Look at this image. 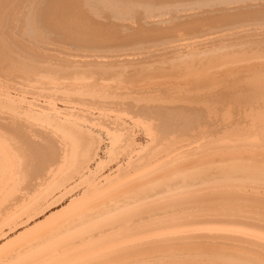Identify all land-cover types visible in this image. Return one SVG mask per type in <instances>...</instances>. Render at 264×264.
I'll return each instance as SVG.
<instances>
[{"label": "bare ground", "instance_id": "6f19581e", "mask_svg": "<svg viewBox=\"0 0 264 264\" xmlns=\"http://www.w3.org/2000/svg\"><path fill=\"white\" fill-rule=\"evenodd\" d=\"M263 21L264 0H0V264H264V43L219 39ZM183 30L222 42L104 57Z\"/></svg>", "mask_w": 264, "mask_h": 264}, {"label": "rangeland", "instance_id": "374dc122", "mask_svg": "<svg viewBox=\"0 0 264 264\" xmlns=\"http://www.w3.org/2000/svg\"><path fill=\"white\" fill-rule=\"evenodd\" d=\"M18 2V1H17ZM19 3L20 2H18V4L17 5H19ZM16 5V3L12 6V8L11 9H13V10H11L12 12H10V14L12 15V16H15V15H18V13L19 12H21L23 9H24V5L22 4V3H20V5H22L21 7H22V9L20 8V5L19 6H17ZM18 7V9H17V7ZM16 9V10H15ZM19 9H20V11H19ZM15 11V12H14ZM18 13H17V12ZM24 11V10H23ZM13 12H14V14L15 15H13ZM264 22V21H263ZM263 24V23H262ZM258 25V26H256V27H259V29H255V25H253L252 26V24H250V23H246V25L244 24L243 25V23L241 24H239V25H237V26H239V28L240 29H236L237 30V33H232L233 35H235L234 37H233V35H232V37H231V39H230V41H229V36H230V34H229V36L228 35H222V33L221 34H219V35H221L220 36V38H219V35H213V36H205V37H203L202 39L203 40H205V44L207 45V43H209V44H212V43H216L215 45H219L220 43H219V41H221V40H219V39H222V41L224 42V41H228V42H232V44H236L237 45V43H236V41H238V40H240V41H242L241 39H245V41H246V43L247 42H249V43H255L256 42V40L258 41V42H256L255 44H257V46L260 48V46L262 47L263 45V43L264 42H262L263 40H264V37H263V35H264V30H263V28H264V25ZM244 26L243 28H242V31H241V27L240 26ZM250 26L252 27V28H254L255 30L254 31H256L255 32V35H254V31L252 30V28L249 30L248 29V27L250 28ZM263 26V27H262ZM262 27V28H261ZM246 28V29H245ZM260 28H261V30H260ZM238 30H240V32L238 31ZM246 30V31H245ZM248 30V31H247ZM252 30V31H251ZM260 30V31H259ZM262 30H263V32H262ZM259 33H258V32ZM242 32V33H241ZM245 32V33H244ZM251 32V33H250ZM261 32H262V34H261ZM203 33V32H202ZM202 33H188V32H186V31H179V32H177V34H176V41H174V42H171L170 44H168V45H164V46H166V47H164L163 45H161V46H154V47H156V48H151V49H149V51H147V50H143V51H134V52H136L135 53V55L133 54V52H131V50L129 51V52H122V53H111V54H113V56L109 53H105V55H104V57L106 56L107 57V59H108V57H110L111 56V61L114 59V61L116 62V61H119L120 60V57H121V60L119 61V62H117V64H115V62H111V65H109V66H112V65H121L122 63H123V65H126V66H132V65H136V66H138V65H141V63L142 64H146V65H149L150 63L151 64H154V63H157V61L159 62V61H162V60H164L165 58H170V57H172L173 56V54H174V52H179L180 50L181 51H183L184 49L186 50V49H188V47H182V45H184V44H190V46H192V44L194 45V43L193 42H195V41H198L199 40V38L197 37V35H202ZM248 33V34H247ZM258 33V34H257ZM240 34V35H239ZM242 34V35H241ZM244 34H246V36L248 35V37H246V36H244ZM251 34V35H250ZM241 36V39L239 38V36ZM249 35H250V37H249ZM256 35H258V36H256ZM253 36H256V37H259V38H257V39H255V40H253L254 38H256V37H254L253 38ZM261 36V37H260ZM185 37V38H184ZM210 39V38H212L213 37V39L215 38L216 40H212V39H208V38ZM238 37V38H237ZM243 37V38H242ZM252 37V39H250ZM263 37V38H262ZM182 38V39H181ZM206 38V39H205ZM219 38V39H218ZM224 38V39H223ZM236 38H237V40H236ZM178 39V40H177ZM209 40V42H208V40ZM244 39H243V42H245L244 41ZM248 39V40H247ZM260 39H262V41L260 40ZM201 40V39H200ZM218 40V41H217ZM250 40V41H249ZM213 41V42H212ZM221 41V42H222ZM234 41H235V43H234ZM240 41H238V43L240 42ZM262 43V44H258V43H260V42ZM185 42V43H184ZM201 42H203V41H201ZM200 41H198V42H196L195 44H196V46L199 48V49H201V48H203L204 47V45L205 44H203V43H201ZM211 42V43H210ZM192 43V44H191ZM200 44V46H198L199 44ZM201 44H203V45H201ZM153 45V44H152ZM170 45V46H169ZM177 46V47H174V46ZM179 45V46H178ZM189 46V47H190ZM202 46V47H201ZM209 46H211V45H209ZM246 46H247V44H246ZM249 46H250V44H249ZM249 46H247V47H249ZM257 46H255L256 48H255V50H257ZM65 47H67L68 48V52L66 51L67 49H65V48H61V52H58V51H52V53L53 54H55V55H59V56H61L62 54H64V55H62V56H65V57H73V56H75V55H77V54H80V55H89V58L92 56V55H95V53L94 52H89V53H86V52H84V51H81V50H84V49H81V50H78V49H74V47H72L71 45H68V46H65ZM179 47H180V50H179ZM251 47V46H250ZM71 48H72V50H71ZM132 48H134V46H132ZM132 48H129V49H132ZM164 50H163V49ZM168 48V49H167ZM175 48V49H174ZM184 48V49H183ZM263 48H264V46H263ZM162 49V50H161ZM177 50V51H173V50ZM78 52H77V51ZM170 50V51H169ZM254 50V51H255ZM74 51V52H73ZM133 51V50H132ZM145 51V52H144ZM147 51V52H146ZM153 51V52H152ZM171 51H173V52H171ZM140 52V53H139ZM147 53V54H142V53ZM151 52V53H150ZM184 52V51H183ZM259 52H262V51H259ZM76 53V54H75ZM91 53V54H90ZM126 53V54H125ZM127 53H130L129 55L127 54ZM132 53V54H131ZM137 53H139V56H138V58H139V62H138V58H137ZM149 53V54H148ZM162 53V54H161ZM173 53V54H172ZM255 53H257L256 51H255ZM262 53H264V51L262 52ZM107 54V55H106ZM121 54H122V56H121ZM126 56H125V55ZM172 54V55H171ZM203 54H205V55H207V54H209V53H201L200 55L202 56ZM110 55V56H109ZM117 57H116V56ZM130 55H134L133 56V59H134V61H135V64H133L134 63V61L132 60V56H130ZM144 57H147L146 59L144 58L143 59V61L141 60L142 58H143V56ZM147 55V56H146ZM115 56V58H113L112 59V57H114ZM119 56V57H118ZM123 56H125V57H123ZM128 56L130 57V60L129 61H133L132 63L130 62L129 63V61L127 62V60H128ZM141 56V57H140ZM151 56H153L152 58H151ZM103 57V56H102ZM103 57V58H104ZM148 57H150V58H148ZM184 57H186V56H184ZM183 57V58H184ZM187 57H190L189 55L187 56ZM92 58L93 59H95V58H97L96 56L95 57H93L92 56ZM92 58H90V59H92ZM117 58H118V60H117ZM127 58V59H126ZM137 58V59H136ZM153 58H157L156 60L154 59V61H156V62H154V61H152L151 62V60L153 59ZM182 58V59H183ZM109 59V60H110ZM137 60V62H136V60ZM150 60V63H148V60ZM160 59V60H159ZM260 59H262V58H260ZM122 60H124V61H122ZM126 60V61H125ZM145 60H147V61H145ZM141 61V62H140ZM145 61V62H144ZM262 61H264V57H263V60ZM124 62H126V63H124ZM147 62V63H146ZM113 63V64H112ZM118 63H120V64H118ZM139 63V64H138ZM128 64V65H127ZM150 64V65H151ZM107 65V66H108ZM245 126H247L248 127V129H251V126H250V123L249 124H247V125H245ZM69 172H71L72 170H68ZM75 180V179H74ZM83 186H86L87 187V185L86 184H84V185H81L76 191H78L79 189H82V187ZM79 209L77 208V211H78ZM70 215H72V214H69V213H66V214H64V215H62L59 219H57L56 221H54V222H52V223H50L48 226H46L45 228L46 229H48V228H52V227H55V226H57V225H59V223H62L66 218H69L70 217ZM63 220V221H62ZM62 221V222H61ZM54 223V224H53ZM56 223H57V225H56ZM197 226V225H196ZM202 226V225H201ZM185 227H187V226H185ZM185 227H183L182 229H184ZM45 228H43V229H45ZM192 228H194V226L192 227ZM5 229H8V227H6ZM43 229H41L40 231H38L37 233H35V234H32V235H30V236H28V237H26V238H24V237H22V238H24V239H22V240H20L19 242H17L16 244H13L12 246H10V249L11 250H13V249H15L14 248V246L16 245L17 247H18V245H20V244H22V243H24V242H26V241H28V238H29V240L30 239H32L33 237H35L36 236V234H37V236H38V233L40 234L42 231H43ZM132 232H134V231H132ZM131 232V233H132ZM146 232H148V231H146ZM127 237L125 236V237H120L119 239H121V240H124V239H126ZM14 241H16V240H14ZM13 241V242H14ZM12 247V248H11ZM16 247V248H17ZM9 248V247H8ZM7 248V250H5V249H3L2 251H11V250H9ZM86 253V252H85ZM85 253H83V255L82 256H84L85 255ZM87 254V253H86ZM97 256H93L92 257V259L93 260H95V258H96ZM91 264V263H90Z\"/></svg>", "mask_w": 264, "mask_h": 264}]
</instances>
